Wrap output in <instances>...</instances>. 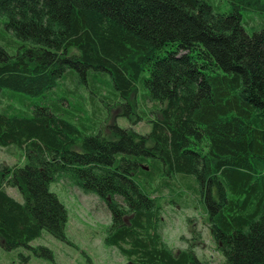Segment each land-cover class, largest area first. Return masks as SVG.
Masks as SVG:
<instances>
[{
  "label": "trees",
  "instance_id": "1",
  "mask_svg": "<svg viewBox=\"0 0 264 264\" xmlns=\"http://www.w3.org/2000/svg\"><path fill=\"white\" fill-rule=\"evenodd\" d=\"M224 1L0 0V147L23 161L0 163L6 251L66 240L50 191L64 181L110 213L104 246L136 264H208L161 233L163 188L189 178L225 262L264 264V26L242 24L264 0ZM138 92L148 133L98 121L118 100L144 120Z\"/></svg>",
  "mask_w": 264,
  "mask_h": 264
},
{
  "label": "rangeland",
  "instance_id": "2",
  "mask_svg": "<svg viewBox=\"0 0 264 264\" xmlns=\"http://www.w3.org/2000/svg\"><path fill=\"white\" fill-rule=\"evenodd\" d=\"M216 9L225 12L229 5L224 0H211ZM0 37L8 40L12 37L1 25ZM242 24L250 33L264 26V14L251 11L242 12ZM14 47V46H13ZM104 93V92H103ZM86 95L85 92H83ZM134 98V96L132 97ZM138 103L136 112H143V119L136 114H126L123 107L124 101L111 103L108 109L98 115V121H103L106 128L118 125L130 128L135 132L145 134L150 131L147 118L152 116L153 104L143 102L139 92L136 94ZM122 102V103H121ZM107 131L104 130V132ZM0 163L21 166L23 161L20 151L15 147H0ZM172 190L164 189L161 192L163 202L162 229L164 242L172 248L175 254L189 249L194 252L199 260L208 264H227L211 240L205 215L201 210L198 197L193 193L192 179H175ZM171 187V186H170ZM50 191L55 193L64 204L67 211L65 225V241H58L46 232L41 237L32 241L30 247L6 251L0 240V264H136L134 259L122 256L116 247L104 246L102 240L105 228L110 223V213L105 205L93 195L83 194L75 187H70L64 181L52 183ZM6 192L17 201H22L21 195L12 188ZM181 197H177L176 194ZM45 248L51 256L47 257L39 248Z\"/></svg>",
  "mask_w": 264,
  "mask_h": 264
}]
</instances>
